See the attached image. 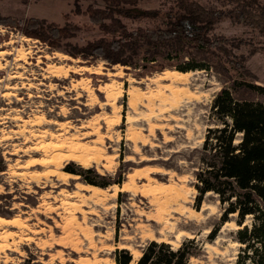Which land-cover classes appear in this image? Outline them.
I'll return each mask as SVG.
<instances>
[{"label": "rangeland", "instance_id": "rangeland-1", "mask_svg": "<svg viewBox=\"0 0 264 264\" xmlns=\"http://www.w3.org/2000/svg\"><path fill=\"white\" fill-rule=\"evenodd\" d=\"M168 4L141 0L114 16L129 29L148 27L141 14ZM88 6L105 8L100 0H0V16L61 26L67 15L73 36L61 45L69 48L111 37L75 13ZM136 47L126 52L131 65H111L97 56L73 58L0 24V217L16 220L0 226V264H116V249H127L133 264L150 241L176 249L192 238L198 254L189 264L235 263L237 215L222 222L226 204L213 193L196 209L194 172L208 129L221 126L211 105L222 88L264 104V95L246 86H264V52L235 50L246 57L242 76L223 57L207 59L184 42ZM165 63L209 68L159 71ZM165 71L182 78L164 80ZM80 184L100 190L93 196ZM251 223L246 216L243 225Z\"/></svg>", "mask_w": 264, "mask_h": 264}, {"label": "trees", "instance_id": "trees-1", "mask_svg": "<svg viewBox=\"0 0 264 264\" xmlns=\"http://www.w3.org/2000/svg\"><path fill=\"white\" fill-rule=\"evenodd\" d=\"M100 1L104 3V9L88 6L75 13L86 15L111 37L84 46L62 48V42L73 36L67 15H64L66 23L61 26L33 17L9 21L0 16V24L14 26L25 36L73 58L86 60L88 56H97L111 65H131L132 60L127 58L126 52L136 50L135 47L142 43L174 41L189 44L207 59L223 57L244 76L248 74L246 57L235 50L245 46L249 54L264 52V0H169L163 12L158 9L141 14L148 27L133 29L114 16V9L121 10L123 6H133L141 0ZM225 24L240 29V34L226 35L220 27ZM157 66L159 71L168 66L183 72L209 68L204 63L187 67L166 63ZM246 86L264 95V86ZM211 113L221 126L208 129L201 147V167L194 172L195 207L198 208L205 194H215L220 203L226 204L222 222L230 214L237 215L236 223L240 228L236 231V241L240 247L234 264H264V104L237 100L229 89L222 88L213 99ZM238 134L239 142L234 144ZM70 165L74 163H68ZM65 170L76 175L93 173L102 178L94 170L82 167ZM84 181L97 186L110 184L98 183L89 177H84ZM115 183L121 185L122 180ZM246 216L252 218L250 227L243 225ZM197 254L194 238L183 240L176 249L165 242L150 241L133 264H189L191 257ZM114 260L116 264H132L133 259L127 249H116Z\"/></svg>", "mask_w": 264, "mask_h": 264}, {"label": "bare ground", "instance_id": "bare-ground-1", "mask_svg": "<svg viewBox=\"0 0 264 264\" xmlns=\"http://www.w3.org/2000/svg\"><path fill=\"white\" fill-rule=\"evenodd\" d=\"M22 51V50H19ZM182 78L181 74H178L177 72H171V71H165L163 72V79L164 80H168V81H172V82H176L179 81ZM67 174H64L63 178H66ZM78 189L83 190L85 192L90 193L91 195H96L99 192V188L95 187V186H91V185H83L80 184L79 186H77ZM11 224H16V220L15 219H5L0 217V226H6V225H11Z\"/></svg>", "mask_w": 264, "mask_h": 264}]
</instances>
